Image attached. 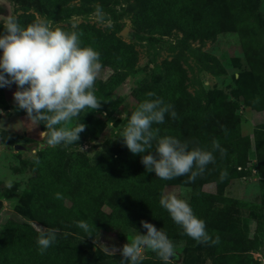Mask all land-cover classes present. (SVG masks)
Instances as JSON below:
<instances>
[{
  "label": "rangeland",
  "instance_id": "rangeland-1",
  "mask_svg": "<svg viewBox=\"0 0 264 264\" xmlns=\"http://www.w3.org/2000/svg\"><path fill=\"white\" fill-rule=\"evenodd\" d=\"M10 16L21 26L46 20L79 33L81 46L101 54L95 95L103 102L69 125H86L77 144L53 147L44 124L17 107V86L0 88V264L31 262L24 247L41 229L58 230V249L44 264H120L119 249L137 231L146 234L126 225V218L167 233L177 253L170 264H264V135L254 130L264 127V0H160L144 8L137 0H0V34ZM149 92L177 113L153 125L160 136L208 150L217 140L240 167L227 165L226 154L216 151L195 182L186 183L188 176L183 184L156 180L141 163L148 150L133 154L120 137L131 113L154 98ZM61 165L71 172L69 187L90 186L95 202L88 209L108 219L110 229L80 235L66 198L55 212L42 180ZM145 171L156 184L142 183ZM167 193L186 199L219 243L200 244L184 234L159 203ZM53 212L50 224L46 215ZM140 264L164 262L146 249Z\"/></svg>",
  "mask_w": 264,
  "mask_h": 264
},
{
  "label": "clouds",
  "instance_id": "clouds-1",
  "mask_svg": "<svg viewBox=\"0 0 264 264\" xmlns=\"http://www.w3.org/2000/svg\"><path fill=\"white\" fill-rule=\"evenodd\" d=\"M3 26L0 88L10 87L13 83L17 86L13 93L17 107L36 125L44 124L49 146L77 144L86 125H69L81 112L101 107V100L95 95V82L102 69L101 54L91 46H81L80 34L76 31L53 27L46 20L21 26L16 17L10 16ZM147 96L154 98L145 99L131 113L120 133L123 143L133 154L148 150L141 163L156 177L171 180L188 176L186 183L195 182L206 167L215 162L214 152L219 151L223 156L227 150L217 140L212 141L211 150H208L199 146L189 148L187 141L182 142L175 136H160V129L153 125L162 124L166 113L173 119L177 113L155 92H149ZM60 198L58 193L57 199ZM159 203L182 227L184 234L197 243H219V236L214 239L210 236L206 222L194 213L186 199L167 193L162 195ZM141 225L146 234L137 231L119 249L120 264H140L146 249L155 252L164 264H170L177 255L174 241L148 221L142 220ZM77 226L86 233L91 231L85 221H78ZM57 232V229H41L37 238L41 254L56 241ZM105 250L112 255L117 252L115 247Z\"/></svg>",
  "mask_w": 264,
  "mask_h": 264
},
{
  "label": "trees",
  "instance_id": "trees-1",
  "mask_svg": "<svg viewBox=\"0 0 264 264\" xmlns=\"http://www.w3.org/2000/svg\"><path fill=\"white\" fill-rule=\"evenodd\" d=\"M138 3L140 4L141 8L144 7H151L153 3H157L160 0H137ZM97 47H100V45H98ZM102 48V46L100 47ZM101 102H103V100H101ZM105 102V100H104ZM255 136L256 134L260 136L264 135V127H256L255 129ZM255 139V138H254ZM256 139L254 140L253 143V151L255 153V155L257 154V149L259 150V143H256ZM244 151L242 152V159H245L247 156L248 151H250L251 147L250 145L248 146H243ZM236 154L233 151H229L228 153H226V160L225 163L228 164H232L234 165L236 163ZM235 167H240L238 164H235ZM151 174L148 172H144L143 176L140 178L142 179V183H147L149 182L150 184H156L155 183V179L159 181V178L156 177L151 178ZM71 172L69 171V169L64 166L61 165L57 171V174H46L44 179L42 180L43 187L41 189L42 192L45 193L47 200H50L54 203L53 206H55L58 209L62 204V199L66 198L68 199V201L70 202L68 204V207L71 211L76 212L77 214V221H80V219L82 221H85L89 224L91 231L86 233L83 229H81L80 227L78 228L79 230V234L80 235H84L87 238H90L94 233H97L99 230H108L111 228V224L109 222L108 219H106L104 216H102V214L96 210L94 212L90 211L89 205L91 203L93 199V192L90 188V186H87V188L83 185H80L77 187V189H72L71 187H69V184L71 182ZM169 184H183L184 180L182 177H178L175 179H171V180H167ZM108 185H110L108 182H105ZM149 184V185H150ZM104 187V186H103ZM148 187V186H147ZM27 188V186H26ZM60 194L61 198L57 199V194ZM98 197V196H96ZM119 197V196H118ZM121 198V197H120ZM105 200V199H104ZM95 202V200H94ZM122 202V201H121ZM156 202H154V208H156ZM112 208L114 209V211H118V208L116 206H112ZM62 210V209H59ZM155 209H153L152 211H154ZM157 210H159V206L157 208ZM152 211H146L144 213H148L151 214ZM55 212L48 213V215H46V220L51 224H53L56 220L55 218ZM143 220V219H142ZM126 225L131 226L135 229H141V230H145L139 219H133L130 220L128 218H126L125 220ZM123 223L124 222H120ZM129 223V224H128ZM89 235V236H88ZM37 238L38 237H33L30 240V244L28 247H24V250L28 251V260H30L31 262L27 261V260H18L19 264H44V261L46 258L48 259H52V255L54 251H56L57 246L53 243V247H49L43 254L40 253L39 251V246L37 244ZM79 242L82 241L81 238H79ZM54 248V249H53ZM30 251V252H29Z\"/></svg>",
  "mask_w": 264,
  "mask_h": 264
},
{
  "label": "water",
  "instance_id": "water-1",
  "mask_svg": "<svg viewBox=\"0 0 264 264\" xmlns=\"http://www.w3.org/2000/svg\"><path fill=\"white\" fill-rule=\"evenodd\" d=\"M123 32H124V28H122V29L120 30L119 33H120V34H124ZM18 147H19V145H17V144H14V145H13V148H14V149H17Z\"/></svg>",
  "mask_w": 264,
  "mask_h": 264
}]
</instances>
